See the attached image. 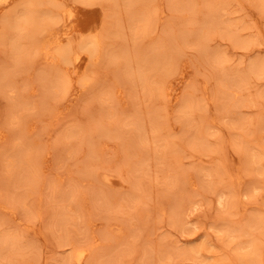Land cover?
Returning <instances> with one entry per match:
<instances>
[{
    "label": "snow or ice",
    "instance_id": "1",
    "mask_svg": "<svg viewBox=\"0 0 264 264\" xmlns=\"http://www.w3.org/2000/svg\"><path fill=\"white\" fill-rule=\"evenodd\" d=\"M32 7L34 6L30 4H11L9 0H0V13H2L0 48L3 49L0 52V101H2L0 102V121H2L0 151L4 153L5 163L9 168L18 162L16 151L24 144L23 129L26 118L37 119L44 124L39 138L41 144L35 149L37 155L51 156L56 169L62 170L68 166L72 155L69 153L67 159H56V149L62 139L74 141L81 146L88 143L90 158L94 155V145L90 142L92 135L99 134L105 138L119 140L118 136L113 135V127L119 123L121 117L119 95L125 81L132 84L138 81L145 85L146 92L150 85L158 110L162 112L167 106L168 81L179 77L187 62L196 59L198 55L208 60L213 73L222 77L217 79L218 85L231 81L238 89L247 90L249 94L253 90L258 91L261 99H264V27L253 29L244 38L242 45L234 42V47H237L239 52L237 55H230L223 47H213L215 40L222 37L223 32L215 30L214 25L207 20L201 29L194 33L177 32L175 29H170L165 22L161 39L154 45L157 52L163 53L162 58L133 63L131 46L122 45L119 51L109 52L101 58L100 37L107 26L106 13L104 25L97 22L95 27L89 28L91 21L85 19L83 21L85 27L79 40L75 41L71 32L61 37L56 34L58 29L53 27L49 30L46 27L45 42L55 49V54L50 63L42 64L39 62V53L30 56L27 60L17 54L16 34L24 32L29 25H35L34 14L28 11ZM60 7L64 8V16L62 20L56 18L54 23L62 22L66 26L78 7L107 6L85 2L82 5ZM111 7L121 8L127 5L115 4ZM188 7L195 12L201 6L190 4ZM216 7L227 9L229 6L216 5ZM255 7H258L261 20L264 21V0ZM114 24L118 28L120 21L116 20ZM150 32L151 21L142 31L136 29L131 38L119 31L114 33V38L123 40L128 45L139 46ZM9 47L12 48L11 55L8 53ZM256 49H259L258 53ZM82 52H86L89 57V67L83 74L73 75L74 58L79 59ZM200 75L207 78L208 73L207 71L201 73L198 68L197 77ZM198 85L197 78L188 81L185 98L178 100L175 110V121L180 126L179 133L171 130V118H169L168 141L165 142L163 149L160 148L161 141L158 139L165 132V125L161 122L162 116L154 120L150 136L146 129L137 128L140 147L149 152L153 147L156 148L158 168L163 167L161 157L166 159L168 154L180 156L181 143L178 141L191 140L194 125L202 126L211 117L210 104L206 99L195 104H190L187 100L190 93L199 95ZM41 94L43 99H40ZM35 99H40V102L34 103ZM197 113H199V121H197ZM50 121L58 122V131L63 128V132L57 135L56 141L50 142L51 147L44 143V134L48 132ZM223 124L241 134L233 139L232 150L240 158L239 164L233 171L237 175H249L257 171L259 182L255 180L242 182L239 193L226 195L222 190L227 175L222 159L223 138L215 145L208 141L190 143L193 151H200L202 155L220 157L217 167L206 171L189 167L183 175L169 174L162 187L165 195L181 189L187 190L189 187L196 189L199 194L198 202H195L194 208L189 209L188 215L197 216V222L186 224V228L183 229L177 226V229L191 232L200 243L187 248L178 237L172 236L170 243L162 239L159 251L153 246L151 251L145 250L143 256L134 260L133 264H264V212L250 217H240L237 214L241 199L246 202L255 197H264V150L257 154L244 143V137L250 134L252 127L250 124L241 125L228 119H225ZM261 129L264 131V115L261 118ZM32 152L33 148L29 146V157ZM257 159H259L258 165H256ZM148 164L150 171V159ZM81 175L87 182L94 178L95 174L81 173ZM44 179L40 166H34L31 172V188L38 190ZM159 182L158 172L157 183ZM48 191L53 196L60 194V203L67 213L65 222L69 228L75 227L78 235L62 230L57 246L66 250L58 257L50 258L45 262L43 259L45 241L41 240L40 233L42 230L47 237L49 232L55 233V226L47 223L42 213L30 207L26 199L16 201L14 193L6 192V199L13 204L16 214L8 215L6 204L5 214L0 218V224L4 228L0 237V264H122L111 257L96 259L90 253L89 249L95 248V241L75 223L77 220H83L81 193L84 188L81 182L70 181L68 188L62 189V184L55 177H49ZM216 197L219 199L217 200ZM212 213H215L214 217ZM198 214L210 217L204 222L203 228L200 226ZM25 227L29 231L26 232ZM32 232L36 235H32ZM135 239L133 237L134 241ZM206 248L220 259L203 257L202 252ZM128 251L134 254V246L129 245ZM189 257L194 259L189 260Z\"/></svg>",
    "mask_w": 264,
    "mask_h": 264
},
{
    "label": "rangeland",
    "instance_id": "2",
    "mask_svg": "<svg viewBox=\"0 0 264 264\" xmlns=\"http://www.w3.org/2000/svg\"><path fill=\"white\" fill-rule=\"evenodd\" d=\"M141 1L144 3L146 0ZM215 1L219 2L220 0ZM215 1L174 0L173 3V0H148V13L152 12L153 14V11H155V14L153 16L151 14V32L139 46L128 45L125 44L123 40L119 41L115 39L114 33L119 31L121 34H125L126 32L129 38H131L137 28L141 29L142 31L145 25L141 23L138 25L133 19L135 18V15H133L134 13H132L130 10L124 9L126 7L115 9L114 7H111L112 5H115V3L119 4V2H123V0H112V2H107L106 4L100 1L102 5L107 6L102 7V10L105 12V15L106 13L107 16L110 15L108 16L107 22L109 25H111V30H109L110 35H108L109 37L104 42V53L107 55L110 51H119L122 45L125 47L134 46L132 47L133 63H136L138 61L137 59L139 58L140 62L148 60V58L149 61H153L158 55L161 58L163 56L162 52H157L155 50L154 45H156L161 39V34L163 33V24L165 22L168 23L170 29H175L177 32L183 31L186 33H194L198 32L203 26L205 20H207L209 23L214 25L215 30L223 32V36L218 37L215 40L213 47L215 48L216 46H220L228 51L230 55H237L239 49L234 47V42L236 44L242 45L244 38L253 29L258 30L260 27H264V21L261 20L260 11L258 7H255L260 4H255L253 0H231V2L234 4H231V9H225L219 13H215V16H217L212 17L209 15V12L211 11L210 6L211 3ZM142 3L139 6L144 11L146 7L142 5ZM190 4H199L201 7L194 12L191 8L185 7L186 5ZM169 5H171V7H169ZM38 7L39 8H37L35 19L39 24L44 16L48 17V15L50 16L52 14V9L45 1H41ZM137 9L138 8H136V11ZM180 11L182 13H180ZM158 18L160 19L158 20ZM116 20L120 21L118 28L114 24V21ZM256 20L260 21L259 28L254 25ZM132 21L135 23L134 25L131 24ZM122 23H125V26H122ZM2 51L3 49L0 48V52ZM256 51L258 53L259 49H256ZM246 54L247 53H245V55ZM24 55L25 54L22 53L20 54L22 58L27 60L30 56H36L37 54L30 53L28 56H26L27 54L25 56ZM42 57L43 56L40 54L39 62L42 64L48 63L45 60H42ZM189 62L194 64L193 65L191 63L192 73L190 76L192 77L190 80L194 78L199 80V95L197 96L190 93L188 94L187 100L190 104H195L203 99H206L209 102L211 108V117L209 118H212L213 120L211 121L212 123H210L208 118L202 126L194 125V131L192 132L191 140L186 139L183 142L178 141V143H181V155L173 156L168 154L167 158L162 160L163 167L158 168L156 148L153 147L150 151L153 152L150 159L151 164L149 171V158L148 161L145 160L147 151L140 147V144L135 138L133 132V124L137 121H143L145 124V122L148 120V129L150 131L149 136L151 135L152 124L154 120H158L162 116L163 119L161 122L163 124L164 122L166 124L169 121V119L166 121V114L164 111L159 112L157 102L153 98L150 85V87H148L147 93L145 88L140 91L133 87L130 89L129 87L126 90V102L123 106L120 105L119 109L121 118L119 123L113 127V134H115V136L118 135L119 140H111L109 149L104 151L102 153L103 155L99 154L98 156V154H94L90 158L88 143H85L81 146L76 144L74 141L62 139L60 145L56 149V159H67L68 154L71 153L72 155L70 163L64 169L57 170L52 159V166L50 169L52 172L49 170L51 173H43L45 179L38 190L31 188L30 181L32 169L34 165H38L39 158L42 155L41 154L38 156L35 149L41 144L39 138L42 134L44 124L37 119L29 120V118H26L25 127L23 129L24 144L23 146L17 148L16 157L18 164L14 163L11 166L14 169L7 167L3 155L4 153L0 151V205L5 206L7 203L8 208L11 209L13 211V215H15L16 213L14 211L13 204L10 202V200L6 199V192L14 193L16 201H22L26 199L30 207L39 210L46 218L47 223L54 225L56 228L55 233L49 232L47 237H45L42 230L40 233L41 240L45 241L43 256L45 262H47V260L50 258L58 257L60 253L66 250L57 246V242L61 237L62 230L65 232L71 231L74 233V235H78L77 229L75 227L69 228L65 222L64 218L67 213H65L63 210L64 208L61 207L60 194L58 193L57 195L53 196L48 191L49 177H55L56 179L59 177L57 180L62 184V189H67L70 181H78L82 183L84 191L81 193V200L85 203H83L84 205L81 211L83 220H77L75 223L79 226V228L84 229L89 234V236L91 235V230L85 226V223L88 221V219L89 221H93L94 225L97 227L93 228L95 236H97V243L95 244V248L92 249V255L94 258L102 259L104 257H111L114 260L122 262V264H133L134 260H138L143 256L145 250L151 251L153 246H155V248L159 251L162 239H164L167 243H170L172 236L178 237L179 241L184 246L187 244L194 246L195 244L200 243L196 236H193L191 232L183 231L182 233L181 230H178L170 225L172 215L176 211L185 207H189V209L195 207V202H198L197 195L199 194L195 192L196 190L190 191L188 188L187 190L181 189L165 195L163 194L165 190L162 187L166 177L169 174L183 175L189 167H195L201 170L215 169L217 167L220 157L207 154L202 155L200 151H193L190 147V143H195L202 140L208 141L212 145H215L217 141H220L221 138H223L222 143L224 145V149L222 159L224 167L227 170L225 182L222 185V189L224 191L234 189L230 183V180L236 176L241 177L244 182L249 180H255L256 182H259L260 177L257 171H254L249 175H237L233 171L235 166L239 164L240 159L239 156H237L232 150L233 139L235 137H239L241 134L230 130L228 127H225L223 121L228 119L233 122H239L241 125L250 124L252 126L250 134L244 137V143H247L250 147L254 145L256 149L264 146V131L261 129V118L262 115H264V108H262V105H264V99H261L259 92L256 90H253L251 94H249L247 90H243L241 94L234 95L231 94L230 91L220 88L217 84V79H220L219 75L212 72L211 68L209 67L208 60H206L203 56L198 55L196 59L190 60ZM198 68L201 73L207 71V78H205L204 75L197 77ZM200 91H203V93L201 94ZM200 95H202V97ZM40 99H43V94H41ZM40 99H35L33 102L38 104ZM230 100H232L235 104H233ZM236 102L240 104L238 105ZM222 103L226 105H223ZM176 107L174 108L172 115H170V118L171 121L174 122L173 124L177 126V130L175 128L172 131H176L175 133L178 134L180 126L176 124V121H173L175 120V118L173 119V116H175ZM218 107H220L219 111H217ZM249 114H251V116ZM197 121H199V113H197ZM30 122H34L33 124L35 125L34 130L31 132L26 130V125ZM35 122L37 124H35ZM0 125H2V121H0ZM58 127V122L50 121L48 124V132L44 134V143L48 144L49 147L52 146V143L50 142H55L57 135H60L63 132V128H60L58 131ZM208 127L213 128L208 130V132L206 131ZM217 133H219V135H217ZM97 136L99 135H92L90 139ZM158 139L161 141L160 148L163 149L165 142L168 141L166 129L164 134ZM29 146L33 148L31 157L28 156ZM150 152L148 151V156H150ZM19 156L20 159L18 158ZM7 170L9 171L6 172ZM121 170H123L125 175L123 177H121ZM118 171L120 173H118ZM158 172L160 181L159 184L157 183ZM81 173H94L95 175L94 178L85 182ZM57 175L58 177H56ZM106 178H111L114 181H122L123 186L120 189L111 187L106 184ZM121 178L122 180H120ZM227 187L229 189H227ZM239 188H241V185ZM243 203L245 205L247 204V207L245 208L243 213L244 215L242 216H240L237 211V214L240 217H250L264 212V197H255L249 201H243ZM4 214V210H1L0 218H2ZM7 214L11 216L10 212H7ZM212 216L214 217L215 213H212ZM198 218L200 221V226L203 228L204 222L210 217H207L203 214H198ZM186 220L190 222L188 224H195L197 222V216L188 215ZM184 228H186V226ZM24 230L26 232L29 231L27 227H25ZM3 232L4 228L2 224H0L1 235H3ZM31 234L36 235L35 232H32ZM197 235H199V233ZM133 237L136 238L135 241L133 240ZM214 239L215 238L213 237V240ZM72 242L74 243L75 240ZM129 245L134 246V254L128 251ZM202 256H211L213 259H220V257L207 248L202 252ZM188 259L192 260L194 258L189 257Z\"/></svg>",
    "mask_w": 264,
    "mask_h": 264
},
{
    "label": "bare ground",
    "instance_id": "3",
    "mask_svg": "<svg viewBox=\"0 0 264 264\" xmlns=\"http://www.w3.org/2000/svg\"><path fill=\"white\" fill-rule=\"evenodd\" d=\"M41 1H45L47 2L49 5H50V8L52 9L51 10V15L48 17L47 16H44V18L42 19V21H40V23L38 24L36 22V13H37V8H39L38 6L40 5V2ZM102 1L103 3H107V2H112V0H9V2L11 4H30V5H33L34 7H32L31 9H29L28 11L33 13L34 14V19H35V25H29L27 27V29L22 32V33H18L16 34V48H17V54H27L26 56H28V54H37L39 53V55L41 54L43 57H42V60H45L46 62L50 63L54 54H55V49L54 48H51L49 47L48 44H46V35L44 34L45 32V28L47 27L49 30H51L53 27L58 29V32L56 33L57 35L63 37L65 35V33L67 32H71L72 33V36H73V39L74 41L75 40H79V36L80 34L82 33L85 25L83 23V21L85 19H88L89 21H91V23L88 25L89 28H92V27H95L97 22L101 25H104L105 24V12L102 10V7L100 8H83V7H78L76 12L73 13V17L72 19L67 23V25L65 26L64 23H54V21L56 20V18H63L64 16V8L63 7H60L61 5H67V6H76V5H82L83 3L85 2H88V3H94V4H101ZM215 1V0H214ZM255 4H261V0H253ZM143 1L141 0H123V2H119L120 5L124 6L127 5L126 10H130L132 13H134L133 15H135V18H132L134 19V21L139 25L140 23L147 26V24L149 23V21L152 20V17H151V13H148V0L144 1V3H142ZM172 2V1H171ZM182 2V1H181ZM124 3V4H123ZM142 3V5H144L146 7V9H141V7L139 6L140 4ZM152 3V2H151ZM169 3V2H168ZM173 3H174V0H173ZM239 3V2H238ZM237 3V4H238ZM45 4V3H44ZM116 4V3H115ZM179 4V3H178ZM231 4H233V2H231V0H220L219 2H213L211 3V6H210V9L211 11L209 12V15H211L212 17H216L215 16V13H219L223 10H225L224 8H218L216 7V5H228L229 7L227 9H231L232 6ZM236 4V5H237ZM111 5V4H110ZM175 5V4H174ZM173 5V6H174ZM234 5V4H233ZM152 6V5H150ZM172 6V7H173ZM189 5H186L185 7L186 8H189L188 7ZM48 7V6H47ZM181 7V6H180ZM237 7V6H236ZM136 8L137 11H136ZM140 8V9H139ZM115 9V8H114ZM173 9V8H172ZM176 10V9H175ZM183 10V9H181ZM21 11H24L23 9H21ZM155 11H153V14L152 16L155 14L154 13ZM39 13V11H38ZM112 13V12H110ZM115 13V12H114ZM157 13V12H156ZM180 13H182L180 11ZM180 13H177V14H180ZM41 14V13H40ZM43 14V13H42ZM124 14V13H123ZM0 15H2V13H0ZM127 15V14H125ZM129 15V13H128ZM163 15V14H162ZM110 16V15H108ZM208 16V15H207ZM125 17V16H124ZM209 17V16H208ZM219 17V16H218ZM154 18V17H153ZM41 19V18H40ZM160 18H158L159 20ZM209 19V18H207ZM131 20V18H130ZM129 21V20H128ZM213 21V20H212ZM132 25H134L135 23L132 21L131 23ZM122 26H125V23L121 24ZM257 28H259L260 26V21L259 20H256L255 21V24H254ZM130 26V25H129ZM129 28V27H128ZM132 28V27H131ZM135 28V27H134ZM138 29V28H137ZM111 30V25H109V23L107 22V26L104 28V31L103 33L101 34V37H100V44H101V58L105 56V53H104V42L105 40L109 37L108 35H110V31ZM127 30V29H126ZM131 30V29H130ZM132 31V30H131ZM126 33V32H125ZM130 34V33H129ZM0 35H2V30H0ZM112 35V34H111ZM111 38V37H110ZM112 39V38H111ZM110 39V40H111ZM120 41V40H119ZM67 42V41H65ZM113 43V42H112ZM113 46V45H112ZM115 46V45H114ZM134 47V46H132ZM137 50V49H136ZM147 50V49H146ZM145 50V51H146ZM8 52L9 54H12V48L9 47L8 48ZM151 51V50H150ZM149 51V52H150ZM155 51V50H154ZM111 52V51H110ZM156 52V51H155ZM108 53V52H107ZM106 53V54H107ZM152 53V52H151ZM157 53V52H156ZM135 54V53H134ZM145 54V53H144ZM24 55V56H25ZM140 55V54H139ZM149 55V54H148ZM134 56V55H133ZM144 56V55H143ZM159 56V55H158ZM157 56V57H158ZM146 57V56H145ZM155 57V56H154ZM160 57V56H159ZM143 58V57H142ZM147 58V57H146ZM156 58V57H155ZM25 59V58H24ZM140 59V58H139ZM139 59H137L139 61ZM152 59V58H151ZM149 60V58H148ZM145 61V60H144ZM43 62V61H42ZM136 62V61H135ZM143 62V61H142ZM192 62H187L186 66L183 67V70L181 71L179 77H176V78H173L172 80H169L168 83H167V96H168V100H167V106L166 108L163 110L164 113L166 114V121H168L167 119H169L172 115V113L174 112V108L178 105V100L179 99H183L184 98V91H185V87L188 85V81L190 80V78L192 76L191 73H192V65H191ZM193 64V63H192ZM194 65V64H193ZM89 67V57L87 55L86 52H82L79 59H75L74 58V62H73V67H72V73L73 75H75L76 73H80V74H83L85 72L86 69H88ZM194 67V66H193ZM194 71V70H193ZM220 79H222V77H219ZM216 80V79H215ZM205 85V84H204ZM220 88H224L226 89L227 91H230L231 94H234V95H238V94H241V92L244 90V89H238L236 86H234L232 84L231 81H225V83L223 85H218ZM130 87V89L133 87L137 90H142L145 88V85H142L140 84L138 81L136 84H132L128 81H125L124 84L121 86V89H120V95H119V100H120V105L123 106L126 102V90ZM150 87V86H148ZM204 88V87H202ZM206 88H207V84H206ZM209 88V87H208ZM133 89V90H135ZM217 89V88H216ZM132 90V91H133ZM220 90V89H219ZM204 91V90H203ZM203 91H200L201 94L203 93ZM130 93V91H129ZM134 93V92H133ZM143 93V92H142ZM141 93V94H142ZM147 93V92H146ZM131 94V93H130ZM138 94V93H137ZM136 94V95H137ZM135 95V96H136ZM140 95V94H139ZM145 96V95H144ZM202 97V95H200ZM131 97V96H129ZM138 97V96H136ZM141 97V96H140ZM139 97V98H140ZM200 97V98H201ZM135 98V97H134ZM146 98V97H145ZM212 98V97H211ZM232 98H235V97H232ZM143 99V97H142ZM202 99V98H201ZM231 99V98H230ZM137 101H139L138 99H136ZM191 100V99H190ZM234 100V99H233ZM238 100V98H237ZM233 104H235L232 100H230ZM236 101V100H235ZM211 102V100H210ZM238 102V101H237ZM236 102V104H238ZM142 103V102H141ZM140 103V104H141ZM231 103V105H232ZM128 104V103H126ZM139 104V103H138ZM223 105H226L224 103H222ZM229 104V103H228ZM227 104V105H228ZM240 104V103H239ZM238 104V105H239ZM223 105H222V108H223ZM220 106V104H219ZM125 107V106H124ZM232 107V106H231ZM122 108V107H121ZM220 108V107H219ZM225 109H227L226 107H224ZM168 109H171V111H168ZM157 116V115H156ZM137 117V116H136ZM121 118V117H120ZM135 118V117H134ZM154 118V117H153ZM158 118V117H157ZM175 118V116H173V119ZM140 119V118H139ZM30 120V119H29ZM210 120V123H212L211 121L213 120L212 118H209ZM175 121V120H173ZM153 122V121H151ZM34 123V122H33ZM33 123H27L26 125V130L27 131H33L34 128H35V125ZM168 123L169 121L165 124L164 122V125H165V129L167 130V126H168ZM174 122L171 121V130H174L177 126H175L173 124ZM35 124H37L35 122ZM37 127V126H36ZM124 127H127V126H124ZM137 128H143V129H146L147 133L149 134V129H148V120L145 122L143 121H137L133 124V132H134V136L135 138L137 139V141L139 142V136H138V132H137ZM211 128L213 127H208L206 129V131L210 130ZM177 130V128H176ZM176 132V131H175ZM209 132V131H208ZM28 133V132H27ZM99 135V134H98ZM114 137L115 134H113ZM118 136V135H117ZM114 138H105V137H102L101 135L97 136V137H94V138H91L90 139V142L94 145V154H99L101 155L104 151L108 150L109 149V144H110V141L113 140ZM160 140V139H159ZM202 141V140H201ZM245 141V140H244ZM115 142V140H114ZM165 142V141H163ZM196 143V142H195ZM115 144V143H114ZM140 144V143H139ZM164 144V143H163ZM247 144V143H245ZM248 145V144H247ZM263 145V144H262ZM23 146V145H22ZM249 146V145H248ZM111 147V146H110ZM114 147V146H112ZM116 147V146H115ZM250 147V146H249ZM144 149V148H143ZM251 150L255 151L257 154H259L261 152V150L264 149V146H261L259 148L256 149V147L251 146L250 147ZM114 150V148H113ZM146 150V149H144ZM152 150V149H151ZM147 151V156H145V160L148 161V158L151 159V156H152V152H150V156H148V150ZM110 152V151H109ZM115 152V151H114ZM113 153V152H112ZM17 154V153H16ZM155 154V153H154ZM4 155V154H3ZM18 155H19V150H18ZM103 155V154H102ZM23 156V155H22ZM171 157V156H170ZM20 159V156L18 157ZM169 158V157H168ZM161 159L163 160V158L161 157ZM2 160V159H1ZM18 161V160H17ZM3 162V161H2ZM21 162V160H20ZM18 164V163H17ZM142 164V163H141ZM140 164V165H141ZM259 164V159H257L256 161V165ZM23 165V164H22ZM20 165V166H22ZM38 165L40 166L41 168V171L42 173H46V172H50L51 170V166H52V157L51 156H45V155H41L40 158H39V161H38ZM146 165V164H145ZM17 166V165H16ZM32 166V165H31ZM35 166V165H34ZM8 167V166H7ZM6 167V169H7ZM13 168V167H11ZM17 168V167H16ZM31 168V167H30ZM127 168V167H125ZM5 169V168H4ZM5 169V170H6ZM14 169V168H13ZM12 169V170H13ZM120 169V168H119ZM148 169V168H147ZM50 170V171H49ZM125 170V169H124ZM202 170H205L206 169H202ZM9 170H7L6 172H8ZM122 173H121V177L125 176L124 173H123V170H121ZM146 171V170H145ZM52 172V171H51ZM50 172V173H51ZM118 173H120L118 171ZM242 175V174H241ZM120 176V175H118ZM127 176V175H126ZM58 177V175L56 176ZM59 178V177H58ZM57 178V179H58ZM230 178V177H229ZM62 179V178H61ZM122 180V178L120 179ZM106 184H108L109 186L111 187H114L116 189H120L122 186H123V183L122 181H114L112 180L111 178H106ZM124 182V181H123ZM244 182L243 179L239 176H236L235 178L233 177V179L230 180V183L232 184V186L234 187V189H229L227 187V189H229L228 191H225V194L228 195L229 193H239L240 192V188L239 186L241 185V183ZM127 185V184H126ZM125 186V185H124ZM126 187V186H125ZM189 190L190 191H195L196 189L195 188H192V187H189ZM223 190V189H222ZM196 192V191H195ZM100 196V195H99ZM87 198V197H86ZM216 199L218 200L219 197H216ZM87 200V199H86ZM4 203V202H2ZM84 203V202H83ZM109 203V202H108ZM7 204V203H6ZM85 204V203H84ZM83 204V205H84ZM247 205V204H246ZM244 203H243V200L241 199L240 201V204H239V207H238V214L240 216L244 215V210L245 208L247 207ZM250 205V204H249ZM6 206V205H5ZM5 206H1L0 205V209L1 210H4L5 209ZM8 207V205H7ZM10 207V205H9ZM62 207V206H61ZM86 207V205H85ZM13 208V207H11ZM0 210V211H1ZM64 210V209H63ZM188 210H189V207H185V208H182L178 211H176L173 215H172V220L170 221V225H172V227L176 228L177 229V226H179L181 229H183L186 224L190 223L186 220L187 216H188ZM8 212L11 213V215H13V211L11 209L8 208ZM88 218V217H87ZM86 222V221H85ZM85 226L87 228H89V230H91L90 232V236L91 238L95 241V244L97 243V236H95V232L93 231V228H95L96 226L94 225V222L93 221H88L85 223ZM97 228V227H96ZM117 230V229H116ZM184 230H181V232L183 233ZM119 232V231H118ZM2 233V232H1ZM0 233V237H2ZM188 245V244H187ZM185 246L187 248H191L193 247V245H188V246ZM90 253L92 254V249L90 248L89 249ZM94 251V250H93ZM205 258H208V257H205Z\"/></svg>",
    "mask_w": 264,
    "mask_h": 264
}]
</instances>
